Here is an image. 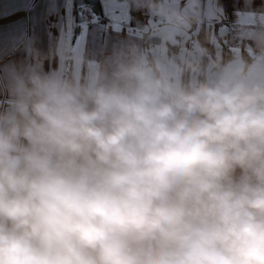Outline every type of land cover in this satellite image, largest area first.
Instances as JSON below:
<instances>
[{
    "label": "clouds",
    "instance_id": "clouds-1",
    "mask_svg": "<svg viewBox=\"0 0 264 264\" xmlns=\"http://www.w3.org/2000/svg\"><path fill=\"white\" fill-rule=\"evenodd\" d=\"M114 55L86 82L13 74L0 264H264V80Z\"/></svg>",
    "mask_w": 264,
    "mask_h": 264
},
{
    "label": "crops",
    "instance_id": "crops-1",
    "mask_svg": "<svg viewBox=\"0 0 264 264\" xmlns=\"http://www.w3.org/2000/svg\"><path fill=\"white\" fill-rule=\"evenodd\" d=\"M118 52L184 81L239 66L264 80V0H0V103L25 68L86 82Z\"/></svg>",
    "mask_w": 264,
    "mask_h": 264
},
{
    "label": "trees",
    "instance_id": "trees-1",
    "mask_svg": "<svg viewBox=\"0 0 264 264\" xmlns=\"http://www.w3.org/2000/svg\"><path fill=\"white\" fill-rule=\"evenodd\" d=\"M95 2H96V0H95ZM96 7H97V8H95V7H94V8L98 10V6H97V4H96Z\"/></svg>",
    "mask_w": 264,
    "mask_h": 264
}]
</instances>
